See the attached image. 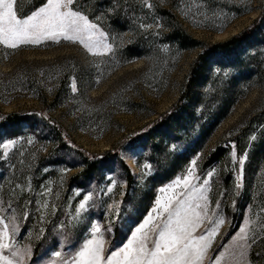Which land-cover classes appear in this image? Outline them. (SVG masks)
I'll return each mask as SVG.
<instances>
[{
    "label": "rangeland",
    "instance_id": "374dc122",
    "mask_svg": "<svg viewBox=\"0 0 264 264\" xmlns=\"http://www.w3.org/2000/svg\"><path fill=\"white\" fill-rule=\"evenodd\" d=\"M117 1L92 20L106 33L104 16ZM119 2L137 31L108 33L107 53L63 36L15 48L0 44V143L17 140L7 153L0 148V215L10 236L15 223L17 246H31L26 264L50 258L59 264L52 251L67 259L93 236L103 237L106 259L150 213L156 224L165 219L156 215L158 199L174 192L186 198L207 181V201H198L206 214L193 235L217 231L202 264H217L221 253L219 264H264V82L247 72L251 57L263 61L264 22L245 42L213 49L248 29L264 0ZM175 25L209 51L180 106L202 50L170 45ZM134 37H144L149 54L130 59L125 50ZM94 225L99 232L91 231ZM144 231L151 245L156 233L151 226ZM246 241L251 247L242 249Z\"/></svg>",
    "mask_w": 264,
    "mask_h": 264
},
{
    "label": "snow or ice",
    "instance_id": "6c2138e0",
    "mask_svg": "<svg viewBox=\"0 0 264 264\" xmlns=\"http://www.w3.org/2000/svg\"><path fill=\"white\" fill-rule=\"evenodd\" d=\"M145 6L151 8L152 4L146 3ZM113 11L114 8L107 9V12ZM140 26L147 27L144 24ZM156 27L160 28L162 25L157 24ZM107 35L108 33L104 32L99 24L93 23L88 15L73 5V0H40V3L29 9L27 14H18L16 0H0V44L12 48L22 43L38 44L41 40H58L63 36L69 40L79 41L91 53H107L113 47L105 39ZM72 90L76 91L75 80ZM16 143V139H4L3 143H0V148L7 153L8 148ZM28 143L31 144L32 140L29 139ZM235 158L234 152L233 159ZM245 159L244 155L239 157L241 166ZM63 171L67 172L68 169L64 168ZM208 175L211 176L212 173L209 172ZM183 183L184 188L189 189L187 177ZM205 185H202L199 191L193 188L190 192H186V198L178 199L180 193L174 192L165 200L158 199L156 215L165 216V219L156 224L155 217L150 213L132 232L128 242L123 247H117L106 259L102 236H93L92 239L84 240L83 246L67 259L62 258L60 251H52L51 257L61 258L59 264H202L209 248V240L217 231V227H213L210 231L204 229L205 235H193L206 214V208L203 214L198 210V201L201 199L207 201V196L203 194ZM91 196L92 193L89 192L80 200L76 210L78 220L81 219L79 214L86 207V202ZM52 207L54 208L55 205ZM2 212L3 209L0 208V213ZM22 215L27 217L29 213L22 211ZM43 218L42 215L40 219ZM215 223L218 226L223 220H216ZM0 225H2L0 226V264H26L28 257L31 256V246L18 247L15 243L14 234L18 231V226L12 224L10 236L9 225L4 222L3 215H0ZM149 226L156 233L151 245L148 242L147 232L144 231ZM91 231L97 233L99 227L94 225ZM241 231L243 232L244 229ZM43 232L44 230L41 229V236ZM259 235L253 238V244L259 239ZM63 240L62 237L57 243H62ZM72 246L75 247V243ZM249 247L251 245L247 241L241 245L242 249ZM224 255L225 253H221L216 257L217 264ZM44 264H57V261L50 258L45 260Z\"/></svg>",
    "mask_w": 264,
    "mask_h": 264
},
{
    "label": "trees",
    "instance_id": "16d2710c",
    "mask_svg": "<svg viewBox=\"0 0 264 264\" xmlns=\"http://www.w3.org/2000/svg\"><path fill=\"white\" fill-rule=\"evenodd\" d=\"M113 0H94V3L92 0H75L74 6L78 8L79 10L83 11L86 15L89 16L90 20H95L97 18L101 17L100 9L103 5H106L110 3ZM117 1V0H115ZM40 3V0H17L16 1V7L18 10V14H27L29 12V9L33 8L34 6L38 5ZM118 3L119 7L115 6L114 11L110 16L105 15L104 20L108 19L109 22L107 24H102L101 26L106 30L108 33L115 35L120 34L126 30L132 31L136 33V29L129 26V24L126 21V13L123 11V7L120 6L119 0L116 2ZM82 5V6H81ZM85 5V6H83ZM170 17L173 18V15L171 13ZM103 15V14H102ZM264 22V3L263 7L261 9V12L259 16L254 20L253 24L243 32L233 36L228 41L213 46V49H216L218 47H225L226 49L231 48L233 45L237 43H243L247 39L251 38V36L259 29V27L262 26V23ZM171 37L169 39L170 45H177L180 49H201L202 52L198 55L196 63L191 71L190 79L186 85V90L182 94V96L179 98L177 106H180L183 104V101L187 98V93H189L193 87L195 86V81L197 80L196 77H198L201 74V67L203 61L207 58L209 55V51L203 47V44L195 39H193L191 36H189L185 30L178 26H174L172 33H170ZM261 39L259 40L264 41V34L260 33ZM134 40L131 42V44L126 48L125 53L129 55L130 59L138 58L143 55L149 54L150 47L147 45V41L144 40V37L137 38L134 37ZM260 56H253L250 58V61L253 62V68L247 72H249V75L252 77H256L258 80L264 82V58L263 61L261 60L259 62ZM255 63H258L255 65ZM240 70L243 72L245 69L240 66ZM260 123L264 125V115L261 117ZM232 142L236 143V139L232 138ZM230 141V142H231ZM240 149V152L244 149ZM228 149V148H227ZM225 151V150H224Z\"/></svg>",
    "mask_w": 264,
    "mask_h": 264
}]
</instances>
